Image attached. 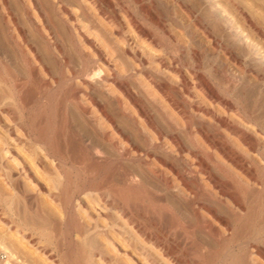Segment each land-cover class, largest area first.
Here are the masks:
<instances>
[{
    "label": "rangeland",
    "instance_id": "1",
    "mask_svg": "<svg viewBox=\"0 0 264 264\" xmlns=\"http://www.w3.org/2000/svg\"><path fill=\"white\" fill-rule=\"evenodd\" d=\"M106 1L110 3V7L99 9L84 0H63L65 7L73 13L74 22L79 25V30L72 31L74 39L71 41L68 31L64 27L63 21L66 19V16L59 15V9L55 10L51 0H0V43L2 39L5 41L0 44V63H4L0 64L2 68L0 69L3 72L0 71V80L3 82V85L2 82L0 83V86L2 85L0 97L4 95L3 99H1L2 101H0V105H3L2 108H13V115L2 116L3 121L6 125L15 126V134L22 139L25 150L27 149L26 151L30 153L35 152L39 156L38 159L40 160L42 171L51 174L50 187L57 188V198L55 201L50 202L49 199L45 200L41 195L38 196L39 209L49 220L47 223H44L40 219V216L36 217V215L34 217L32 215L30 217L27 216V218L17 211L18 209L20 210L22 204L20 196L15 194L0 178V264H137L129 259L127 255H124L122 251H118L116 247L113 248V246L109 245L100 236L92 238L93 236L87 233L90 228L88 226H91L90 222L92 224L95 218H99L98 212L92 206L88 207V212L83 211L81 208V205L84 202L86 203L95 194L93 191L94 187L93 189L91 187L92 185L94 186V176L89 168V165L92 164L90 160L93 161L92 157L95 154H98L95 160H98L99 157L101 159L97 162H104L102 164L98 163L101 164V167H109V172L105 173L106 177H104L103 172L100 174L102 177L100 175L98 177L101 179L108 178L109 180H106L110 183H108L109 187L113 184L112 186H119L120 188L122 185L117 182L118 173L120 172L115 169L119 170V166L120 169H124L125 167L132 168L134 171L138 169L136 165L132 167V164L121 158L119 156L120 151L127 147L129 149L130 143L136 141L137 143L135 144L139 146L140 150H144L138 138V131L149 134L151 138L154 137V133L145 123L143 115L119 90V84H126L128 86L131 94L140 100L145 111L152 117L155 125L158 128L160 127L159 129L162 133H165V136L167 134H175L183 144L185 143V147L190 148L191 141L185 136V133H188L185 129H188L193 141L205 153L212 154V158L220 160L227 165L229 164L221 155L216 150L211 149L199 136L197 129L200 123L204 124L205 130L212 137H217L220 134L229 145L236 146L242 150H245V148L230 133L221 128H216V123L211 119L203 118V116L208 115L200 111L197 112L196 109H207L216 116H227L230 119L232 116L239 123H243L239 119V116H246V120L251 119L250 125L254 123L255 116H264V0ZM170 5L171 7L167 9ZM149 6H152L153 10L148 11L147 7ZM25 9L26 11H24ZM113 12L121 22L119 35L114 31L115 24L111 19ZM158 17L161 18V23L157 22ZM31 18L34 21H31ZM130 18L135 22L136 28H133L130 24ZM16 26L22 28L26 34V41L28 43L25 47V56L36 67L38 78L40 77L39 80H41L39 84H36L29 78L26 69L19 60L17 45L21 42V39L16 33ZM35 27L40 28L42 35H46V33L50 34L49 37H51L52 42L56 45L54 56L59 57H56V61L54 56L46 50L43 39L35 31ZM86 38L96 43L100 50L103 51V59L97 57L89 43H87ZM30 39L31 41H29ZM125 39H128L134 45L133 50L139 56L137 59L125 53ZM35 42H39L37 46ZM182 48L183 50L181 51ZM34 52L37 53V56ZM192 52L199 55L198 62L194 59ZM41 55L45 58L41 57ZM138 59H143L145 63L143 65L139 64ZM178 72L185 76L188 81V87L184 88L182 86ZM12 73L15 74L13 75ZM196 75H201L205 82L213 88L218 97L221 95L219 100L209 99L204 96L196 80ZM227 78L228 83L225 81ZM16 83L17 85H15ZM44 86H47L48 89ZM22 89L28 94L26 95L22 92ZM49 90L53 92L52 109L57 112L60 109L58 106H61V109L63 107L61 115H65L66 122L68 123L67 127L69 126L68 132H73L72 136H76H74L76 138L75 141L78 140L81 144L80 146L83 145L82 147H85L83 148L85 149L83 152L85 154L87 152V154L86 158L84 157L85 159L82 158L81 163L80 160H77L78 158L75 160L70 154H67L65 157L59 156L57 150L54 149L56 148L54 147L56 144L53 142L52 133L43 131L49 124V120L47 121L49 117H51L50 121H53L54 124H58L59 117H62L59 113L54 116H46L49 108H51L49 107L48 97L45 96V92ZM71 91L73 95H70ZM23 94L24 96L26 95L25 98L22 96ZM19 95L21 96L19 97ZM11 99L12 101L14 100V103ZM19 99L29 103V106L26 104V107L25 103L24 105L19 104ZM224 101L233 104L232 109H226L222 104ZM14 110L15 114H17L16 116ZM102 110L107 116L112 118L118 129L126 137L129 136V141L131 142L128 143L125 137L118 136V132L113 129L107 120L103 119ZM126 116H132L136 119L135 123L138 126L135 127L130 124ZM182 116L193 117L187 122ZM250 128L252 127L250 126ZM102 130L105 131L109 140L118 142L115 147L110 142L101 138L100 135L104 132ZM256 137L259 140L262 139L260 135ZM5 140L10 141L9 135L5 133L4 129L0 128V144ZM167 145L169 148L172 147L169 142ZM93 147L94 149H92ZM15 150L17 149L15 148ZM91 151L97 152L94 154ZM100 154L107 161H104L105 159H102L104 157ZM91 155L93 156L90 157ZM152 155L154 165L160 167V164L156 160L158 154L154 152ZM250 155L256 159L254 154ZM189 161L192 162V159L189 158ZM75 162L80 164L77 165ZM118 162L120 163L118 164ZM86 165L90 172H87L88 168ZM8 167L11 174L13 173V179L17 182L19 189L22 188L21 193L28 196L29 194H34L36 187L30 184L27 179L18 176V172L14 166ZM56 179L62 182L61 185H57ZM114 179L115 181H112ZM90 183H92L91 186ZM60 187L61 189H59ZM120 189H123L122 192H126L128 198L134 196V198L140 197L139 200L136 198L137 203L139 202L141 206L144 204V207L147 203L146 206L153 211V215H157L155 209L159 208L158 215L159 211H162L160 213L162 217L160 218L159 216L158 223H161L160 226L158 225L161 233L153 230L151 227L149 231L152 234L158 235L165 247H174V256L178 257V260L184 259L186 264H231L233 262V264H264V261L255 255L254 244L251 242L254 234L258 231L264 232V190H261L262 193L260 191L254 197V202H252L251 197H248L249 200H247L250 201L251 206L248 205L250 208L246 211V215H250L248 216L250 217V221L248 220L249 218L243 216L236 224H232L231 238L222 247L221 244L209 242L210 240L200 232H194V236L198 238L196 240L197 238L194 237V241H198L197 243L200 244L199 251L202 249L200 253H197L192 252L189 248L190 243L188 241H193V238L186 239L185 230L182 228V224L180 226L181 222L186 224L190 221V216L186 210L176 211L170 204L165 206L166 203H162V207H164L162 208L160 204L151 202L146 196H143V198L140 195H132L124 186ZM59 192L63 193L61 194L63 198L60 197ZM4 196L5 199L8 197L7 199L9 200H5ZM10 205L12 208H10ZM165 207H170V209L166 208L165 210ZM152 211L147 212L144 210L143 215L144 217L147 216V220H150V217L153 216ZM163 211H168L167 213L171 214L172 219H174L173 221L175 222L176 220L175 227L171 228L170 225L165 226L169 223H167ZM114 216L117 219L118 225L127 232V235L132 238L137 246L143 248L148 254L147 261H140L139 264H149L152 259L155 264H181L171 258L168 259V256L164 255L161 245L159 246L155 241L143 240L139 232L137 233L133 225L125 218L119 214H114ZM259 220L260 225L258 224ZM138 221L141 222V220ZM240 221L244 222L243 225L239 224L241 223ZM104 222L106 223L105 220L102 222L101 218H99L98 224L104 225ZM242 226L244 227V232L241 230ZM89 237L88 241L87 238ZM91 238L94 240L91 241ZM94 241L96 242L94 243ZM209 243L213 244L210 245ZM94 245L97 247L95 248ZM261 246L264 248V243ZM227 247L230 248L228 249ZM207 250L208 253L206 252ZM209 251L216 257L210 258ZM199 254L200 257H198ZM246 255L249 258H244ZM212 259L214 260L212 261ZM8 260L10 261L9 263H7Z\"/></svg>",
    "mask_w": 264,
    "mask_h": 264
},
{
    "label": "bare ground",
    "instance_id": "2",
    "mask_svg": "<svg viewBox=\"0 0 264 264\" xmlns=\"http://www.w3.org/2000/svg\"><path fill=\"white\" fill-rule=\"evenodd\" d=\"M84 1L89 3V4H92L94 7L99 8V9H101L102 7H108V8L110 7V3H108L106 0H84ZM51 3H52V5H53V7L55 8L56 11H57V9H59V10L61 9L60 11L58 10L60 16H62V15L66 16V19L63 21L64 25H65L64 27L67 29V31L69 33L68 34L69 38L71 39V41H73L74 38H73L72 31L79 30V25H77L74 22L73 13L65 7V5L63 4V0H51ZM40 5H43V4H40ZM157 6L159 7V5H157ZM169 7H171V5L168 6L167 9H169ZM164 8H165V5H164ZM124 9H125V7H124ZM139 9H140V7H139ZM41 10H42V8H41ZM147 10L151 11V10H153V7L149 6V7H147ZM161 10H162V8H161ZM24 11H26V9ZM141 11L143 12L142 9H141ZM144 11H145V9H144ZM131 13H133V12H131ZM52 16H53V14H52ZM132 16H133V14H132ZM170 16H171V14H170ZM134 17H135V15H134ZM111 19L114 21V24H115L114 31H115V33L117 35H119V29L121 28V22L117 19V16L115 15L114 12H113V14L111 16ZM144 19H145V17H144ZM129 20H130V24L132 25V27L136 28L137 26H136L135 22L133 21V19L130 18ZM139 20H137V21H139ZM31 21H34V20H32V18H31ZM198 21H199V19H198ZM157 22L161 23L162 22L161 18L158 17L157 18ZM31 25H33V24H31ZM154 25H155V23H154ZM170 25H172V24H170ZM16 30H17L16 33L19 35V37L21 39V42L17 45V52H18L19 60L22 63V65L24 66V68L26 69V71H27V73L29 75V78L32 79L33 82H35L36 84H39L41 80H39L40 77L38 78V75H37V72H36L37 71L36 67H34L32 65L33 63L31 64L30 60L25 56V53H26L25 52V47L27 46L26 44L28 43L26 41V34L23 31V29L18 27V26H16ZM142 30H143V28H142ZM35 31L37 33H39V36L43 39L44 46H45L46 50L49 51V53L54 56L55 55V51H56V45L52 42L51 37H49L50 34L46 33V35H42L41 34V30L38 27H35ZM57 33H58V31H57ZM55 35H56V33H55ZM3 41L4 40L2 39V42ZM16 41H17V38H16ZM29 41H31V39ZM86 41H88L87 43H89L90 47L96 53L97 57L99 59H103V55H104L103 51L100 50L98 45L96 43H94L93 41H91L90 39H88V38H86ZM9 43H12V42H9ZM37 43H39V42H37ZM37 43H36V46H37ZM75 43H77V42H75ZM138 43H139V39H138ZM133 46L134 45L128 39H125V41H124V51H125V53H128L134 59H137V57H139V56H138L137 52L135 50H133ZM164 48H166V47H164ZM68 50H70V49L68 48ZM182 50H183V48L181 49V51ZM90 51H92V50H90ZM34 53L37 56V53L36 52H34ZM42 55H41V57H43ZM202 55H203V53H202ZM32 56H33V54H32ZM56 57L54 56L55 61H56ZM193 57H194V59L197 62L199 61V55L197 53L194 52L193 53ZM43 58H45V57H43ZM57 58H59V57H57ZM143 59H138L139 64L143 65L145 63V61ZM38 60H39V62L41 64V61H40L39 58H38ZM146 62L148 63V61H146ZM1 63H3V62H1ZM50 64H51V62H50ZM160 64L162 65L161 62H160ZM200 64H201V62H200ZM172 65H173V63H172ZM179 65H181V64H179ZM56 67H57V64H56ZM1 69H0V71L2 72ZM49 69H50V67H49ZM210 71H213V70H210ZM214 71H215V69H214ZM97 72H99V71H97ZM178 73L180 75V81H181L182 86L184 88L188 87V81L185 78V76L180 74V72H178ZM12 74L14 75L15 73H12ZM92 75H93V73H92ZM4 76H3V78H4ZM221 76H222V74H221ZM193 78H195V77H193ZM14 79H16V78H14ZM196 80L198 81L199 87H200L201 91L203 92L204 96H206L209 99L219 100V97L221 95L218 97L216 92L213 90V88H211L210 85L207 82H205V80L201 77V75H196ZM8 81H10V80H8ZM225 81H227V83H228V78ZM1 82H2V80H0V83ZM2 85H3V82H2ZM2 85L0 86V88H2ZM11 85H12V83H11ZM15 85H17V83ZM18 85H20V84H18ZM35 86H34V88H35ZM44 87H47V86H44ZM118 88L122 92V94L143 115V119H144L145 123L150 127V129L154 133V137L151 138L149 136V134H146L145 132H142V131H138V133H139V137L138 138H139L140 142L142 143V145L144 147V150L143 151H141L142 149L140 150L139 146L137 144H135V143H137V141H136L134 143L133 142L130 143V148L129 149H127L128 148L127 147L126 149H122L120 151L119 156L121 158H124L125 160H127L130 164H132V167H134L133 165H136L138 169L136 168L137 171H134V169H132V168L129 169V167L128 168L125 167L124 169H120V166H119V170L115 169V170L120 172V173H118L117 182L120 185H122L121 187H123V186L126 187L128 192H131L132 195H137V196L140 195L142 197L146 196L147 198L150 199L151 202L160 204L161 207H162V203H166L165 206L167 204H170L173 207V209H175L176 211L186 210L188 212L189 216H190V221L188 223L185 222L186 224H183V222H181V223L179 222V223H180V226L182 224V228L185 230L184 232L186 233V235H185L186 239L187 238H191V239L193 238L192 239L193 241H191V242L188 241V243H190L189 244V248H190V250L192 252L200 253V251L202 250L201 249L199 251L200 244L197 243L198 241H196V242L194 241V239L197 238L196 236H194V232H196V231L200 232L202 235L207 237V239L210 240L209 242H214V243L221 244V247H222V245H225L227 243L226 241H228L231 238V225L232 224H236L243 216L249 218L248 220L250 221V217H248L250 215H248V216L246 215V211L251 206L250 203H249L250 201H248L249 200L248 197H251L252 198L251 200H253V199H255L254 197H256L261 190H264V116H260L259 115V116H255V118L253 116L254 123L252 122L253 124L250 125L251 124V119L246 120L245 119L246 116H239V119L243 122V123H239V122H236L232 118V116H231V119H230L227 116H216L215 114H212L213 112L211 113L207 109H202V108L196 109L197 112L200 111L203 114L208 115V116H203V118L206 117V118L211 119L214 123H216V128L217 127L221 128V129L227 131L228 133H230L231 136L235 137L236 140L245 148V150H242L241 148H238L236 146H235L236 147L235 148L232 145H229L228 142L225 140V138L223 136H221L220 134L217 137H212L205 130L204 124L200 123L199 126H198L199 128L197 129L199 136L201 137V139L211 149L216 150L221 155V157L229 164V165H227L226 163H223L220 160L212 158V156H211L212 154L210 155L208 153H205L203 151V149H201V147H199L196 144V142L193 141L192 135L189 133L190 130H188V129L187 130L185 129V131H188V133H185V136H186V138L189 141H191V147L190 148L185 147V145H184L185 143L183 144L182 141L180 140V138L177 135H175V134H171V135L167 134V136H165L164 135L165 133L164 134L162 133V131L159 129L160 127L158 128L157 125H155V123L152 120V117L149 116L148 113L145 111V109H144L142 103L140 102V100H138L137 98H135L131 94V91L128 88V86L126 84H119ZM47 89H48V87H47ZM22 90H23L22 92L25 93L24 89H22ZM68 91H69V89H68ZM46 92H45V94H46L45 96L48 97L49 107H51V108H49V111L47 112L46 116H54L55 114L58 115V113H59V115H61L63 113V110H62L63 107L61 109V106L60 107L58 106V108H60V109H58L57 112L55 110H53L52 106H51L52 105L53 92L50 91V90L46 91ZM70 95H73L72 91L70 92ZM20 96L21 95H19V97ZM22 96H24V94ZM25 96H24V98H25ZM29 96H30V94H29ZM3 97H4V95L2 97H0V101H2L1 99H3ZM13 99H15V98H13ZM11 101H12V99H11ZM37 102H38V100H37ZM18 103L19 104H23V105L25 103V105L28 104V106H29V103L24 102L22 99H19ZM3 104H5V103H3ZM222 104H223V106L226 109H230V108L232 109V105L233 104H230V103L225 102V101ZM7 105H9V104H7ZM2 106L0 105V128L4 129L5 133H7L9 135L10 141L5 140V141H2V144H0V178L2 179L3 183L5 182V184L9 188H11L12 191L15 192V194L20 196V199L22 200V204L20 206V210L18 209L17 211L21 212V215H23L24 217H27V216L30 217L32 215H34V217H35L37 215L36 217L40 216L41 217L40 219L44 223H47L49 221L48 217L46 218L45 217L46 215L44 216L41 213L40 209H39V206H38V199L39 198H38V196L41 195L43 198H45V200L49 199L50 202L51 201H55V199L57 198V188L50 187L49 183H50V180H51L50 179L51 178V174H49L48 172L42 171L41 163H40V160L38 159L39 156H37V154L35 152L34 153H30V152L26 151L27 149L25 150V147L23 146L22 139L17 134H15V126L6 125L5 122L3 121L4 119H3L2 116H11V115H13V111H12L13 108H11V109H9V107L8 108H6V107L2 108ZM4 106H6V105H4ZM26 107H27V105H26ZM75 113H77V112H75ZM81 113H84V112H81ZM101 113L103 114V116H102L103 119L107 120L109 122V124L113 127V129H115L118 132V136L121 135L122 137L126 138L125 139L126 142L127 141H128V143L131 142V141H129V136L126 137L122 133V131H120L118 129V127L116 126V124L114 123V121L112 120V118L110 116H107L104 113L103 110L101 111ZM239 113H241V112H239ZM14 114H15V110H14ZM16 115L17 114H15V116ZM61 116L62 117H59V120H58L59 123L58 124H54L53 121L51 122L50 121L51 117H49L47 119V121L49 120L48 121L49 124L47 123L48 125L43 129V131L46 132V133H48V132L52 133L53 140H54L53 142H55V144H56V146H54L56 148H54V149L57 150V153H58L59 156H64L65 157L67 154H70L75 160L78 158L77 160L78 161L80 160V163H81L82 158H84L86 156V154H87V152H86V154L83 152V150H85L83 148H85V147H82L83 145L80 146L81 144L78 142V140L75 141L76 140V138H75L76 136L75 135L72 136L73 132L72 133L68 132V129H69L68 127L69 126L67 127L68 123L66 122L65 115H61ZM182 117L187 122H189L190 119L193 116H182ZM60 118H61V121H60ZM42 119H43V117H42ZM126 119H128V122L130 124H132L133 126H135V127L138 126V124L136 125V123H135L136 119H134L132 116H126ZM196 125H197V123H196ZM188 126H186V127H188ZM250 126L252 128H250ZM251 130H252V132H251ZM103 131L104 130H102V132ZM173 131H174V129H173ZM112 132H114V131H112ZM254 135H256V136L260 135V136H262V139L259 140ZM100 136H101V138L103 140H105L107 142H110L113 145V147H115L116 144L118 143V142L117 143L114 142L113 140L112 141L109 140V138H107L108 136L106 135L105 131L103 133H101ZM133 139H134V137H133ZM184 139H183V141H184ZM168 142L171 144L172 147H170V148L168 147V145H167ZM185 142L187 143V141H185ZM15 148L17 150H15ZM92 149H94V147ZM92 151H95V150H92ZM154 152L158 154L156 156V160L160 164V167L155 166L154 163H153V160H152L153 155L152 154H154ZM92 153H94V152H92ZM46 154H47V152H46ZM250 154H254L256 159L253 158ZM93 155H91L90 157H92ZM95 155L93 156L94 158L92 157L93 161L90 160V162H92V164L89 165L90 171L93 173V176H94V186L92 185V183H90V186L92 185L91 186L92 189L94 187L93 191H94L95 194H93V195L90 194L92 196L87 200L86 203L85 202L83 203V201H82L83 204L81 203L82 204L81 208L83 209V211L85 210V211L88 212V210H89L88 207L92 206V208L98 212V216H99V218H101L102 222H103V220H105L106 223L104 222L103 223L104 225H100V224H98L99 218H95L94 221H92L93 222L92 224L90 222L91 226H88L90 228L88 229L87 233L91 234L93 236L92 238L100 236L101 238L106 240L109 245L113 246V248L116 247L118 249V251H122V253L124 255H127L129 257V259H131L134 263L139 264L140 261L141 262L142 261H147L148 254L143 250V248H140L139 246H137V244L132 240V238L127 235V232L124 231L123 228L120 227L118 225V223L116 222L117 219H115L114 214H119L121 217L125 218L131 225H133V228L137 231V233L139 232V234H140V236L142 237L143 240L155 241V243H157L159 246L161 245V247L163 249V252H164V255H167L168 259L171 258L172 260L178 261L181 264H186L185 263L186 261L184 259H179L178 260L177 259L178 257L174 256V253H175L174 247H165L162 244V241L160 240L158 235L152 234L149 231V229L151 227L153 230L161 233V231H160V229L158 227V225L160 226L161 223L160 224H158V223H159V216L161 215L160 213L162 211H159V215H158V209L159 208L157 210L155 209V212L157 211V215H158V216L157 215L155 216V215H153L154 214L153 211L150 210L148 206H146L147 203H146L145 207H144V204H143V206H141V204L139 202L137 203V200H136L137 197L134 198L135 196L134 197L131 196L132 198H128L127 195H126V192L124 193V192H122L123 189L122 190L120 189L121 187L119 188V186H117V187L116 186H112L113 184L109 187L108 186L109 181L106 180L108 178L101 179V178L98 177L102 172L104 173V177H106L107 175L105 176V173L109 172V170H108L109 167H101L100 165L102 163H104V162L101 163V161H99L101 164H98L99 162H97V161L100 159V157H99L98 160H95L96 159L95 157H97L98 154L96 156ZM101 156L104 157L103 155H101ZM109 158H110V156H109ZM189 158L192 159V162L189 161ZM48 159H49V157H48ZM87 159H88V157H87ZM102 159L104 160L105 157L102 158ZM75 160H73V161H75ZM104 161H107V160L105 159ZM53 162H55V161H53ZM76 162H75V164H77ZM61 163H63V162H61ZM80 163H78L77 165H79ZM119 163L120 162H118V164ZM121 163L124 164L123 162H121ZM122 164H120V165H122ZM130 164H125V165H130ZM61 165H63V164H61ZM8 166H14L16 168L17 172H18L17 173L18 176H22L23 178L27 179L30 184H33L36 187V190H35L34 194H32V195L29 194V196H28V195H25V194L21 193V189L22 188L19 189V187L17 185V182L15 181V179H13V175H12L13 173L11 174V172L9 171V167ZM113 167H114V165H113ZM87 168H88V166H87ZM89 168L87 169V172L89 171ZM110 171H112V170H110ZM115 174H117V173H115ZM109 175H110V173H109ZM46 176L49 179H47ZM54 178H56V177L54 176ZM56 180H57V185H61L62 182H60L58 179H56ZM112 181H115V179L112 180ZM112 181H110V182H112ZM59 189H61V187ZM93 191H91V192H93ZM59 193H58V195H59ZM261 193H262V191H261ZM61 194H63V193H60V197L63 198L61 196ZM82 194H83V192H82ZM82 194H80V195H82ZM7 198L5 199V196H4L5 200H9ZM139 198H137V199L139 200ZM59 201L61 202V200H59ZM252 202H254V200ZM6 203H7V201H6ZM78 204H79V202H78ZM248 205H250V206H248ZM18 207H16V208H18ZM10 208H12L11 205H10ZM162 208H164V207H162ZM166 208L170 209V207L169 208L165 207V210H166ZM144 210L147 211V212L152 211L151 213H152L153 216L152 217L149 216L151 218V219L149 218L150 220H147V218H146L147 216L144 217V215H143L144 214ZM186 211H184V212H186ZM42 212H44V211H42ZM167 212L165 211L164 215H165V219L167 220V223H169V224H166L165 226L170 225L171 228L175 227L176 220L174 222L173 221L174 219H172L171 214L167 213ZM255 215H257V214H255ZM68 216H69V214H68ZM161 217L162 216H160V218ZM138 220H141V222L138 221ZM166 220H165V222H166ZM50 222H51V220H50ZM259 222H260V220L258 221V224H259ZM243 223L241 222L239 224L243 225ZM177 226H178V224H177ZM239 227H241V226H239ZM243 228L244 227L242 226L241 230L244 232ZM130 229H131V227H130ZM241 230L239 229L240 232H242ZM239 231H237V232L239 233ZM247 234H248V231H247ZM236 235H235V239H236ZM92 238H91V241L94 240V239L92 240ZM87 239L89 241L90 237L87 238ZM175 240H177V239H175ZM196 240H198V238ZM239 240H240V238H239ZM95 242L96 241H94V243ZM251 242L254 244L253 249H254L255 255L264 261V248L262 247L263 245L261 246V244L264 243V232L261 233V232L258 231L256 234H254V236L251 238ZM91 243H93V242H91ZM239 243H240V241H239ZM212 244L213 243H211L210 245H212ZM95 245H94V247H95ZM214 246H215V244H214ZM94 247H93V249H94ZM227 248L229 249L230 247H227ZM175 249H177V248H175ZM211 251H212V249H211ZM213 251H215V250H213ZM229 251H231V250H229ZM95 252H97V251H95ZM206 252L208 253V250ZM227 252H225V253H227ZM209 253H210V251H209ZM183 255H186V254H183ZM185 257H187V256H185ZM198 257H200V254H199ZM209 257L210 258H213V257L215 258L216 256L213 253L212 254L210 253ZM246 257H248V256L246 255L244 258H246ZM172 260H171V262H172ZM213 260L214 259H212V261ZM9 262L10 261L8 260L7 263H9ZM233 263H231V264H233ZM246 263H249V262H246ZM149 264H155L153 262V259L150 261Z\"/></svg>",
    "mask_w": 264,
    "mask_h": 264
}]
</instances>
